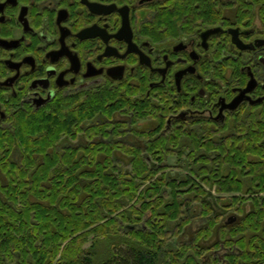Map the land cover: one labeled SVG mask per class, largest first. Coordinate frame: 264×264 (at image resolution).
<instances>
[{"label":"flooded vegetation","instance_id":"af4514ba","mask_svg":"<svg viewBox=\"0 0 264 264\" xmlns=\"http://www.w3.org/2000/svg\"><path fill=\"white\" fill-rule=\"evenodd\" d=\"M263 11L264 0H0V174L39 160L24 146L39 130L23 127L64 106L84 117L58 151L95 148L122 158L118 170L137 155L158 168L181 155L173 142L262 108Z\"/></svg>","mask_w":264,"mask_h":264},{"label":"trees","instance_id":"16d2710c","mask_svg":"<svg viewBox=\"0 0 264 264\" xmlns=\"http://www.w3.org/2000/svg\"><path fill=\"white\" fill-rule=\"evenodd\" d=\"M61 108L23 127L39 130L24 141L39 160L25 155L22 169L2 173L0 264H264V106L173 142L182 170L169 155L158 168L127 157L131 170H118L122 158L95 148L58 151L84 117ZM229 213L236 220L224 224Z\"/></svg>","mask_w":264,"mask_h":264},{"label":"rangeland","instance_id":"374dc122","mask_svg":"<svg viewBox=\"0 0 264 264\" xmlns=\"http://www.w3.org/2000/svg\"><path fill=\"white\" fill-rule=\"evenodd\" d=\"M139 126H141V124H139ZM89 141H90V139L85 140L86 144ZM172 157L175 158V159H173ZM170 159H169L170 161H173L174 163H176V165L173 167V169L182 170V168L180 166L183 164V160L184 159H183V157H181V155L180 156H177L176 154H172ZM123 160L126 162L127 161V157H124ZM119 164H121V163H119ZM122 169L131 170V165H128V164L125 165V164H123L122 165ZM0 177H1V181H5L6 182V180L4 179L5 178L4 174H0ZM228 215H229V217H236V214L235 213H229ZM199 223H200V220H199ZM199 223H198V225H199ZM196 226H197V222H195L192 225L191 230H194L196 228ZM219 254H220V251H219Z\"/></svg>","mask_w":264,"mask_h":264},{"label":"water","instance_id":"95a60500","mask_svg":"<svg viewBox=\"0 0 264 264\" xmlns=\"http://www.w3.org/2000/svg\"><path fill=\"white\" fill-rule=\"evenodd\" d=\"M229 32L232 34V40L233 42L240 48V49H248L251 46L248 44H244L238 37V30L237 29H230ZM248 91V89L243 90V92ZM242 97L241 95H239L236 99L233 100V102L231 103V107L235 108L239 102L242 101ZM233 218H231L232 220Z\"/></svg>","mask_w":264,"mask_h":264}]
</instances>
